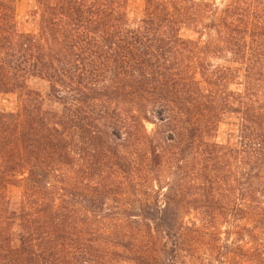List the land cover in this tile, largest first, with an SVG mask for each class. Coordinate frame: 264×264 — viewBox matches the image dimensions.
<instances>
[{"label": "trees", "instance_id": "obj_1", "mask_svg": "<svg viewBox=\"0 0 264 264\" xmlns=\"http://www.w3.org/2000/svg\"><path fill=\"white\" fill-rule=\"evenodd\" d=\"M141 1L133 22L130 0H36L22 32L0 0V92L21 97L0 111V264H158L157 235L174 264L186 247L264 264V0ZM162 140L188 195L163 178ZM131 183L146 194L124 205Z\"/></svg>", "mask_w": 264, "mask_h": 264}, {"label": "rangeland", "instance_id": "obj_2", "mask_svg": "<svg viewBox=\"0 0 264 264\" xmlns=\"http://www.w3.org/2000/svg\"><path fill=\"white\" fill-rule=\"evenodd\" d=\"M37 7L36 0H16V14L17 19L19 23V29L22 32H36L38 30V18L35 16L34 10ZM144 10V4L141 0H130L128 5V16L131 21L135 22L139 20L143 15ZM181 35L185 38H196L197 36L189 29H182ZM29 85L31 88L40 91L44 96H47L49 93V84L48 82L41 80V79H33L29 82ZM21 106V97L20 94L17 92H9V93H3L0 92V111L1 112H15L17 111ZM49 106H53L52 103H49ZM149 130L152 129V126H148ZM233 126L229 125L228 123H223L220 126V130L218 132L216 140L220 143H226L231 140V142H234V137H231V132H233ZM126 140H111L112 143L118 142L123 143ZM188 140H182L181 148H184L185 144ZM91 142H94L93 146L99 148H104V146L107 144L108 140H91ZM137 143V141H134ZM170 140L166 141L162 140V143L165 144L163 148V153L165 155V162H164V172H163V178L169 179L174 184L175 188H182L187 183V179L185 176H181L178 174L177 168L175 167V164L173 161H170V158L173 157L171 154V151L169 149V143ZM140 144V145H139ZM168 144V145H167ZM136 145L140 146V149L136 151V155H139L138 158H141L144 156L145 148L142 146L141 143H138ZM143 149H142V147ZM98 155H103L99 153ZM169 156V157H168ZM133 184V183H131ZM166 185V184H165ZM138 185H130L129 187H124V192L126 194V201H124L122 204H132V200L138 196H141L142 194L145 195L146 193L143 191H140ZM127 187V188H126ZM157 189V188H156ZM168 191L167 188L163 189V193H166ZM189 194L188 187H184L182 192ZM21 194V190L17 188H12L10 190V196L11 199L14 202H17L19 200ZM163 198H165L163 195L160 196V200L163 201ZM120 205L119 201L115 199L114 205ZM119 211L113 208L111 210L112 215L115 214L120 218L122 222V230H131L134 229V232H136L138 235L142 234L143 230V223L140 221L139 217L131 219L128 215H121L117 214ZM190 221V217L187 216V213L184 214V222L188 224ZM190 224V222H189ZM145 229V228H144ZM173 237H168V240L164 238V236H154L153 239H151L152 245L151 248L154 249V252L158 255L157 258L159 260L157 261L158 264H174L173 263V253L171 248V242L170 240ZM167 241V243H166ZM191 254H193L192 251H189V247L185 248V251L181 252L180 259H178L177 264H198L201 262V252H198L195 254V256L191 257Z\"/></svg>", "mask_w": 264, "mask_h": 264}]
</instances>
